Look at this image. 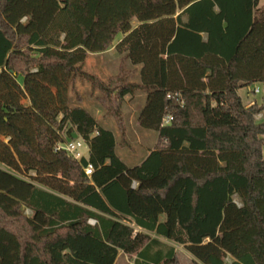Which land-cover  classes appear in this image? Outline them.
I'll return each instance as SVG.
<instances>
[{"label": "trees", "instance_id": "trees-1", "mask_svg": "<svg viewBox=\"0 0 264 264\" xmlns=\"http://www.w3.org/2000/svg\"><path fill=\"white\" fill-rule=\"evenodd\" d=\"M258 4L0 0V264H114L120 252L135 264H181L158 236L196 264H264ZM119 34V71L85 70ZM77 80L98 90L121 133L126 96H144L138 123L158 137L139 163L118 154L82 95L72 103ZM254 83L262 103L246 105L238 90ZM75 133L88 157L57 149Z\"/></svg>", "mask_w": 264, "mask_h": 264}, {"label": "rangeland", "instance_id": "rangeland-1", "mask_svg": "<svg viewBox=\"0 0 264 264\" xmlns=\"http://www.w3.org/2000/svg\"><path fill=\"white\" fill-rule=\"evenodd\" d=\"M264 6V0H259L258 7ZM138 21L133 19L132 25L136 26ZM123 34H119L114 40L112 46L104 54H94L89 53L84 64L85 70L90 73H96L99 77L107 79L110 75H113L119 71L120 65L122 63L123 53H120L115 48L116 44L121 40ZM125 66L131 68L129 62L125 63ZM134 79H138L137 72L133 75ZM22 83V77L18 78ZM255 89H259L258 92H255ZM72 94V103L76 104L78 96L82 95L83 104L85 107L98 119V121L105 127L111 129L117 138V152L124 159V161L129 165H134L139 163L145 155L148 153V149L155 147L157 141V133L153 130L145 129L147 133L143 132L141 129L137 118L134 116L131 120L127 119L125 121V130L123 133L117 128L116 122L110 116L105 115V110L98 104L96 99V94H98L97 89H92V86L89 82L83 80H77L75 82L74 91L71 90ZM262 94L263 87L261 83H254L249 87H245L241 90V95L244 103L250 101H256L258 104L262 103ZM131 97L126 96L125 103L123 105V111L129 112L132 110L131 107L138 110L139 108V97L140 95ZM25 102H28L26 100ZM138 106V107H137ZM264 115V110L262 111ZM259 122L264 121V116L257 119ZM67 136V134H64ZM80 138L79 135L75 133L73 139ZM71 139L67 137V141ZM83 154L87 157L89 155L88 146L82 148ZM264 152V148H263ZM238 201L237 197L235 198ZM29 214L30 211L26 210ZM168 242L174 244L176 249L179 261L181 264H196L192 255L187 251L183 244H179L173 240H167ZM169 243V244H170ZM171 245V244H170ZM135 254H127L120 252L115 264H135ZM229 261V260H228Z\"/></svg>", "mask_w": 264, "mask_h": 264}, {"label": "built area", "instance_id": "built-area-1", "mask_svg": "<svg viewBox=\"0 0 264 264\" xmlns=\"http://www.w3.org/2000/svg\"><path fill=\"white\" fill-rule=\"evenodd\" d=\"M256 92L259 91V89H255ZM170 97V95H168ZM172 119L171 116H166L164 118V122L167 123ZM84 146H87L86 143L81 139V138H76V139H70L64 143H59L57 145V149H64L66 150L69 154H71L75 159H81L83 157H86L83 154L82 148ZM85 173L90 176L93 173V166L89 164L87 167H85ZM90 223L94 224L95 220L90 219Z\"/></svg>", "mask_w": 264, "mask_h": 264}, {"label": "crops", "instance_id": "crops-1", "mask_svg": "<svg viewBox=\"0 0 264 264\" xmlns=\"http://www.w3.org/2000/svg\"><path fill=\"white\" fill-rule=\"evenodd\" d=\"M104 53H106V51L105 52H103V53H99V54H104ZM246 88L247 87H249V86H245ZM245 87H241V88H239V90H238V92H239V94H240V96H241V98H242V95H241V90L242 89H244ZM255 91V90H254ZM256 92V91H255ZM140 96L139 97H142V98H140L139 99V108L140 107H142V104H143V102H144V96L142 95V94H139ZM128 97H131V95L129 94V95H127ZM137 96V95H136ZM135 96V97H136ZM127 99V98H126ZM242 100H243V98H242ZM244 102V101H243ZM253 101H250V102H248V103H245L246 105H250L251 103H252ZM138 107V106H137ZM132 108V110L131 111H129V112H125L124 113V116H125V119L127 120V119H129V120H131L134 116L138 119V114H139V111H140V109H138V110H136V109H134L133 107H131ZM264 115H263V113L262 112H260L259 114H257L256 115V119H259V118H262ZM142 130H143V132H145V133H147L146 132V130L145 129H143V128H141ZM88 149H89V147H88ZM89 156V155H88ZM87 156V157H88ZM164 218H165V216L164 215H161L160 216V220H164ZM149 234H151L152 236H156L154 233H152V232H148ZM158 239H160L161 241H163V242H165V243H167V244H169L170 242H168L167 240H169V239H166V238H163V237H159L158 236ZM171 245H174V244H172V243H170ZM191 255V254H190ZM192 258H194L193 256H192ZM227 260H229V262L232 260L230 257H227ZM115 264V263H114Z\"/></svg>", "mask_w": 264, "mask_h": 264}]
</instances>
